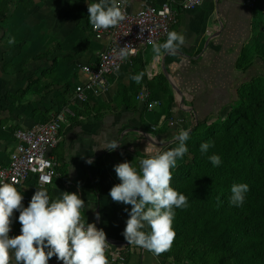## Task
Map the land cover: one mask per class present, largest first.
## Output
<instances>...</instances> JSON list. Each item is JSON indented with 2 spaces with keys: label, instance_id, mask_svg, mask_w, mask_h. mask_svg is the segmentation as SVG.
<instances>
[{
  "label": "crops",
  "instance_id": "crops-1",
  "mask_svg": "<svg viewBox=\"0 0 264 264\" xmlns=\"http://www.w3.org/2000/svg\"><path fill=\"white\" fill-rule=\"evenodd\" d=\"M140 1L131 0V10H138ZM168 1L180 2L151 0ZM247 1L205 0L194 10L179 11L170 31L183 33L186 45L160 61L152 46L140 49L129 67L110 76L108 94H92L80 104L72 97L83 78L81 67L96 64L108 44L89 23L87 7L98 0H0V168L9 164L15 131L47 121L59 105L70 106L76 116L63 123L51 152L60 163L59 177L42 188L29 182V202L36 190H46L52 199L75 192L85 201L82 218L103 229L123 257L109 264H172L125 240L131 206L108 195L120 183L114 166L127 161L139 168L141 159L177 147L181 129L191 131L226 105L242 83L264 79V0H253V6ZM141 72L137 83L131 77ZM141 92L158 102L150 113L136 101ZM155 125L161 131L152 132ZM113 139L120 147L107 151ZM20 229L17 218L14 236ZM48 264L63 262L54 256Z\"/></svg>",
  "mask_w": 264,
  "mask_h": 264
},
{
  "label": "clouds",
  "instance_id": "clouds-1",
  "mask_svg": "<svg viewBox=\"0 0 264 264\" xmlns=\"http://www.w3.org/2000/svg\"><path fill=\"white\" fill-rule=\"evenodd\" d=\"M122 3L126 0H98L88 5L89 23L95 30L118 26L127 15ZM9 43L14 40L10 39ZM186 43L183 33L169 31L165 42L152 44L154 59L160 61L165 54L174 55ZM135 51L131 44H125L117 55L120 60H126ZM143 75L141 72L131 78L140 83ZM189 133L190 129H181L176 136L177 147L141 159L139 168L127 161L114 166L120 183L108 195L115 203L131 206L123 231L128 244L157 255L171 248L176 235L175 209L187 207V197L172 188L170 181L177 160L188 151L185 142ZM211 146L210 141L204 142L200 150L207 152ZM108 147L107 151H113L120 144L113 139ZM209 160L214 166L221 163L218 155L210 156ZM41 163L51 167L49 161L42 159ZM86 163L93 161L89 159ZM52 175L49 172L44 179L50 182ZM248 190L247 184H233L230 204L241 206ZM22 201L23 194L14 184L0 182V264H48L54 256L63 264H109L106 233L82 218L85 201L77 193L62 192L59 198L52 199L46 190H36L26 208ZM14 210L19 212L21 234L10 238ZM96 218L99 219L98 213ZM146 225L150 232L143 231Z\"/></svg>",
  "mask_w": 264,
  "mask_h": 264
},
{
  "label": "trees",
  "instance_id": "trees-1",
  "mask_svg": "<svg viewBox=\"0 0 264 264\" xmlns=\"http://www.w3.org/2000/svg\"><path fill=\"white\" fill-rule=\"evenodd\" d=\"M222 112L227 113L224 119L209 122ZM209 141L212 146L202 153L200 145ZM185 143L188 151L172 171L170 186L187 197V207L175 209L171 248L154 254L163 260L182 256L192 264L207 256H215V264H264L261 82L242 83L226 105L197 121ZM212 155L220 157L219 166L210 162ZM233 184L249 188L239 207L230 204ZM150 231L146 225L145 232Z\"/></svg>",
  "mask_w": 264,
  "mask_h": 264
},
{
  "label": "built area",
  "instance_id": "built-area-1",
  "mask_svg": "<svg viewBox=\"0 0 264 264\" xmlns=\"http://www.w3.org/2000/svg\"><path fill=\"white\" fill-rule=\"evenodd\" d=\"M205 0H180L178 4L172 1L163 2L159 5L152 4L151 0H141L138 10H131V0H126L121 7L126 10V18L116 27L107 30H95L93 33L100 37L102 35L108 38V44L105 49L99 53L97 63L94 65H84L81 67L82 81L74 86L73 102L84 104L89 101L92 94H108L110 90V76L129 67L133 58L136 57L140 49L151 47L153 43H158L167 38V32L175 23L179 11H190L199 7ZM120 2V0H118ZM253 6V0L247 1ZM125 44H131L135 53H130L126 60H120L117 53L119 48ZM136 101L145 106V110L150 113L158 102L150 99L147 92H141L136 97ZM75 111L68 105H62L45 121L37 123L29 128L18 129L14 133L16 141L10 161L7 167L0 168V182L12 183L22 192L24 207L29 202L26 196L25 186L29 182L42 188L52 183L59 177L60 163L51 155L60 143V129L64 122L74 119ZM175 120L168 121L169 126L175 124ZM160 125L151 126L152 132L161 131ZM49 161L51 167L42 164L41 160ZM49 172L53 173L50 182L44 177ZM33 178V179H32ZM19 212L14 210L10 238L14 237V226ZM106 250V257L109 262H118L123 257L118 255L111 246Z\"/></svg>",
  "mask_w": 264,
  "mask_h": 264
},
{
  "label": "rangeland",
  "instance_id": "rangeland-1",
  "mask_svg": "<svg viewBox=\"0 0 264 264\" xmlns=\"http://www.w3.org/2000/svg\"><path fill=\"white\" fill-rule=\"evenodd\" d=\"M261 85H262V88L264 89V79L261 81ZM227 113L226 112H222L221 115L219 116V118L217 119H210V123H217L219 122L220 120L224 119L226 117ZM183 255V254H182ZM164 261H169L171 262L172 264H192L190 263L189 261H186V259L182 258V256L180 257V259L178 260H175V259H166ZM217 261V258L215 256H207V257H203L200 259V261L197 263V264H204L206 262V264H215ZM193 264H195V262H193Z\"/></svg>",
  "mask_w": 264,
  "mask_h": 264
}]
</instances>
